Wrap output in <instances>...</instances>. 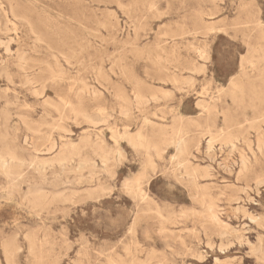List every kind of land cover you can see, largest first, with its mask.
<instances>
[{
	"label": "rangeland",
	"instance_id": "rangeland-1",
	"mask_svg": "<svg viewBox=\"0 0 264 264\" xmlns=\"http://www.w3.org/2000/svg\"><path fill=\"white\" fill-rule=\"evenodd\" d=\"M0 42V264H264V0H0Z\"/></svg>",
	"mask_w": 264,
	"mask_h": 264
},
{
	"label": "bare ground",
	"instance_id": "bare-ground-1",
	"mask_svg": "<svg viewBox=\"0 0 264 264\" xmlns=\"http://www.w3.org/2000/svg\"><path fill=\"white\" fill-rule=\"evenodd\" d=\"M11 8H14L13 7V5H11ZM12 12V11H11ZM12 15L14 16V17H16V15L12 12ZM30 26V25H29ZM31 27V26H30ZM1 44L0 45H3V47H4V50H5V52L6 53H8L9 52V50H8V44H6V43H4V42H0ZM205 55V54H204ZM203 57L204 56H202L201 55V53H200V58L201 59H203ZM205 59H207L206 57H205ZM17 62H18V64H17V68L20 70H22V71H24L25 69H26V64H27V60H25L23 57H21V56H19V58H17ZM243 62V61H242ZM121 67V66H120ZM243 67V66H242ZM118 72V71H117ZM34 74H36V71L35 72H33ZM37 76V75H36ZM36 76H34L32 79H30V83L31 84H33L34 83V81H36ZM176 80V79H175ZM191 81L190 80H188V83H190ZM231 83V82H230ZM238 84H240V83H238ZM98 85V84H97ZM231 85L234 87V84H233V82L231 83ZM241 85V84H240ZM239 87H241V86H239ZM238 88V87H237ZM86 89V85H84L81 89H80V93H83L84 92V90ZM235 90H236V88H235ZM241 90V89H240ZM241 92V91H240ZM232 93V92H231ZM140 95V94H139ZM154 95V94H153ZM161 96H159V97H155L154 96V98H153V100L154 101H159V100H161V99H163V100H165V98L166 99H168L167 97H168V95H165V94H160ZM141 96V95H140ZM232 96H233V94H232ZM141 100V99H140ZM153 100H151L152 102H154ZM140 104V103H139ZM196 106L199 108V110H200V112H208L209 113V111L211 110V107L207 104V103H205V102H197V104H196ZM213 110V109H212ZM215 111V110H214ZM216 112V111H215ZM226 113V112H225ZM4 114H7V113H4ZM3 114V115H4ZM78 114H80V113H78ZM202 114V113H201ZM207 114V113H206ZM216 114V113H215ZM219 114H222V113H219ZM127 114L125 113V112H123V116H126ZM161 115V114H160ZM217 115V114H216ZM223 115V114H222ZM224 117H225V115H224ZM82 118H84V117H82ZM222 118H223V116H222ZM224 119V118H223ZM5 120V119H4ZM8 120V119H7ZM89 121V120H88ZM106 121V120H105ZM146 121V120H145ZM176 122H173L172 124H171V126H170V129H171V131L170 132H168L167 134H170V136H169V138L171 137V139L170 140H173V142H174V145H175V151H176V154L174 155V156H170L171 157V159L170 160H172V161H175V163L177 164V166H179V167H181L182 169H183V173L185 174V175H187L188 177H190L191 178V175L193 176V175H195V173H197L198 171H199V169L198 168H196V167H194V166H192L191 165V162L189 163V157L191 156V151H190V149H191V145H192V143L194 142V141H192V140H185V139H174L172 136H180L182 133H183V131H182V129H181V127L179 126V125H177V121L178 120H175ZM7 122V121H6ZM148 122V121H147ZM102 123V122H101ZM93 124V123H92ZM180 124V123H179ZM95 125V124H94ZM97 126V125H96ZM162 127V126H161ZM221 129V128H220ZM160 132L162 133L161 134V136L164 134V132H165V129L162 127V128H160ZM185 133V132H184ZM183 133V134H184ZM210 134V133H209ZM208 134V135H209ZM229 134V133H228ZM219 135V134H218ZM117 136V135H116ZM118 136H119V134H118ZM117 136V137H118ZM122 138L123 139H125L129 144H131L132 146H136L137 148H141V149H144V150H148L149 148H153V149H155L156 150V152H155V154H157V156H160L161 155V151H163V150H161V148H159L158 146H157V144L155 145V144H153V143H151V142H148L147 140H144L145 138H143V135H142V133H141V131L140 130H138L137 132H135V133H127V132H125V133H122ZM166 136V135H165ZM220 136V135H219ZM215 137V136H214ZM163 138V137H162ZM209 138H211V137H209ZM226 138L228 139V140H231V138L229 139V136H226ZM26 139V138H25ZM113 139V138H112ZM117 139V138H116ZM115 139V140H116ZM119 139V138H118ZM122 139V140H123ZM164 139V138H163ZM221 139V137H219V140ZM226 139V140H227ZM170 140H168V141H170ZM214 140V139H213ZM227 140V141H228ZM124 141V140H123ZM165 141V140H164ZM167 141V140H166ZM167 141V142H168ZM211 139H209L207 142H206V149L207 150H211V148L213 147L212 145H211ZM216 141H217V138H216ZM220 141H222V140H220ZM226 141V142H227ZM117 142V141H116ZM161 142H162V140H161ZM213 142V141H212ZM223 142H224V140H223ZM24 143L26 144L27 142H26V140H24ZM164 143V142H163ZM169 143V142H168ZM225 143V142H224ZM53 144V143H52ZM55 144V143H54ZM162 144V143H161ZM171 144V143H170ZM169 144V145H170ZM173 144V143H172ZM230 144V143H229ZM233 144V143H232ZM131 145H130V147H131ZM159 145V144H158ZM77 146V145H76ZM72 142H67V143H63L62 145H61V148H60V151H59V154H58V156L56 157V158H54V160H49V161H44V162H42V163H40L39 165L41 166V164L42 165H44L45 164V166H46V164H51V163H57V164H59V165H62V162L64 161V159H65V157H64V154L66 153V152H68L69 150H73V151H75L74 150V148L76 147ZM129 146V145H128ZM156 146L161 150V151H159V149L158 148H156ZM160 146V145H159ZM162 146V145H161ZM195 146V145H194ZM78 148H79V146H78ZM136 148V149H137ZM231 148H235L234 147V144L231 146ZM55 149V147H54V145H50L47 149H45V150H39V152L40 153H42V152H52L53 150ZM76 149H77V147H76ZM136 149H135V151H136ZM138 150V149H137ZM150 150V149H149ZM233 150V149H232ZM118 151V150H117ZM174 151V152H175ZM256 152H258V153H262V152H264V141H263V135L262 134H258V137H257V139H256V150H255ZM10 152V151H9ZM77 152V151H76ZM208 152V151H207ZM72 153V152H71ZM118 153V152H117ZM121 153V152H120ZM250 153L253 155L254 154V150H252V149H250ZM14 154V153H13ZM38 154V153H37ZM73 154V153H72ZM160 154V155H159ZM71 155V154H70ZM70 155H68V156H70ZM118 155V154H117ZM122 155V154H121ZM173 155V154H172ZM120 156V155H119ZM102 157V156H101ZM150 157V156H149ZM252 157V156H251ZM157 158V157H156ZM193 158V157H192ZM68 159V158H67ZM102 159V158H101ZM253 159V158H252ZM8 160L9 161H19V159L18 158H16V156L14 157L13 155H12V153L10 152V153H2V152H0V168H4V169H6V171H4L5 173H11L12 174V171L10 172L9 170H8V168L10 167H8ZM107 160L108 159H106V158H103L102 159V161L100 162L103 166H105V165H107L106 164V162H107ZM153 161V160H152ZM86 163L87 162H83L82 164H81V166H84L85 165V167H86ZM94 164V163H93ZM144 164H146V167H151L152 166V164H151V161L150 160H146V163H144ZM101 165V166H102ZM17 166V165H16ZM48 166V165H47ZM52 166V165H51ZM249 160H248V157H246V154H245V156L244 155H240L239 156V173H243V172H245V171H247L248 169H249ZM19 167V166H18ZM84 167V168H85ZM141 167V166H140ZM251 167V166H250ZM11 168V167H10ZM9 168V169H10ZM78 168H79V165H78ZM81 168V167H80ZM83 168V167H82ZM142 168V167H141ZM3 169V170H4ZM150 169V168H149ZM78 170V169H77ZM153 170V169H152ZM206 170L207 169H201V171H203L204 173H207L206 172ZM151 171V170H150ZM144 172V171H143ZM237 172V175L239 174ZM13 174L17 177V176H19V172H13ZM137 174V173H136ZM139 174V173H138ZM135 175V176H138L135 180H134V178L133 179H130V180H133V183L131 184V186H129V189H126V190H130L132 193L131 194H135V195H137V196H140L141 198H143V196H144V194L145 193H143V195L141 194V189H140V184H142L141 183V181L143 180V178L144 179H146V177H144V173H142V174H140V175ZM89 180V179H88ZM128 181V180H127ZM143 182V181H142ZM125 184V183H124ZM129 184V183H128ZM142 188V187H141ZM98 191H99V189H98ZM93 192H95V191H93ZM73 193V192H72ZM88 193H89V191H88ZM40 194V193H39ZM78 194V193H77ZM91 195V194H90ZM146 195V194H145ZM69 197H70V195H68ZM67 196V197H68ZM84 196V195H83ZM89 196V195H88ZM39 197V196H38ZM91 197H92V195H91ZM148 197V196H147ZM73 197H71V199H72ZM89 198H90V196H89ZM36 199V200H35ZM34 200H33V202H32V204L33 205H35V206H37V198H35ZM140 200H142V199H140ZM39 201V200H38ZM145 201V200H144ZM144 203H146V202H144ZM219 209V208H218ZM250 216V215H249ZM206 217H208V219L211 221V222H215L216 224H220L221 223V221H220V218H219V211L217 210V208L214 206H209L208 207V209H207V211H206ZM250 218V217H249ZM253 218H255V217H253ZM135 219V218H134ZM252 219V218H251ZM250 219V220H251ZM260 219V218H259ZM254 220V219H253ZM256 220V219H255ZM252 221V220H251ZM254 222V221H253ZM136 223V222H135ZM133 226H135L134 225V223H133ZM131 229H133V227L131 228ZM263 229V228H262ZM128 232H132V231H128ZM132 234V233H131ZM11 245H13V244H11ZM10 248H11V246H10ZM29 249V248H28ZM9 250V249H8ZM7 250V252H9ZM14 250V249H13ZM10 257V256H9ZM8 258V257H7ZM200 258V257H199ZM110 262H111V260H110ZM116 262V261H115ZM116 264H117V262H116Z\"/></svg>",
	"mask_w": 264,
	"mask_h": 264
}]
</instances>
